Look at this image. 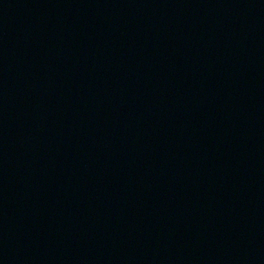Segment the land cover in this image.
<instances>
[{"label":"water","instance_id":"1","mask_svg":"<svg viewBox=\"0 0 264 264\" xmlns=\"http://www.w3.org/2000/svg\"><path fill=\"white\" fill-rule=\"evenodd\" d=\"M0 264H264V0H0Z\"/></svg>","mask_w":264,"mask_h":264}]
</instances>
